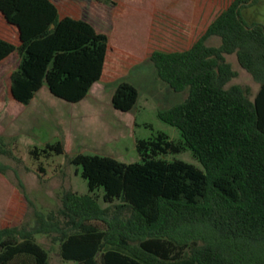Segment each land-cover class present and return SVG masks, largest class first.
I'll return each instance as SVG.
<instances>
[{
  "label": "trees",
  "instance_id": "obj_1",
  "mask_svg": "<svg viewBox=\"0 0 264 264\" xmlns=\"http://www.w3.org/2000/svg\"><path fill=\"white\" fill-rule=\"evenodd\" d=\"M256 3L232 0L189 49L151 53L158 78L174 92L189 91L157 112L178 135L158 131L137 140L135 163L76 155L72 164L81 167L90 195L65 191L62 206L35 210L33 223L24 222L33 202L19 180L18 207L0 227V264H50L38 235L50 236L62 259L77 264H264V25H248L241 15ZM0 16L18 34L19 45L0 37V63L21 57L12 75L16 102L30 104L46 85L78 103L101 80L109 37L85 19L63 15L52 0H0ZM212 37L219 46L208 45ZM233 54L259 84L253 100L248 88H227L238 75L226 60ZM139 96L123 81L113 106L130 112ZM186 152L195 163L166 158ZM64 153L61 140L29 152L40 163ZM0 154L12 152L0 144ZM8 170L0 161V174Z\"/></svg>",
  "mask_w": 264,
  "mask_h": 264
},
{
  "label": "rangeland",
  "instance_id": "obj_2",
  "mask_svg": "<svg viewBox=\"0 0 264 264\" xmlns=\"http://www.w3.org/2000/svg\"><path fill=\"white\" fill-rule=\"evenodd\" d=\"M52 1L63 15L83 18L98 33L106 34L111 53L116 55L122 51L129 56L127 58L131 59L130 56L134 55L132 58L140 60L137 63L123 61L119 73L122 78L115 82V85L119 81L118 85L123 81L134 83L137 87L140 96L133 110L116 112L125 119L133 115L139 126L121 130L118 143L108 145L107 151L100 153L124 163L140 162L137 140L150 138L158 131L166 132L172 137L178 135L176 129L158 119L157 112L183 102L189 91L174 92L158 78L157 69L148 57L154 50L175 52L189 49L205 32L210 21L226 9L232 0ZM241 15L248 25H264V0H257L254 6L244 8ZM0 37L19 45L17 31L1 16ZM220 43L218 37L208 40L210 46H219ZM226 60L238 74L227 88L234 85L248 88L253 100L259 91V84L239 65L235 54L227 55ZM20 63L18 53L0 63V144L12 152L11 156L0 154V161L9 166L5 175L0 174V227L4 223L6 212L18 207L19 180L24 183L25 192L33 202V207L29 208L24 219L27 224L33 223L35 210L44 213L57 211L62 206L65 191L73 190L79 195H90L87 182L81 177V167L72 164V159L81 153L79 143L62 122L67 115L64 107L75 110L76 113L80 104L55 97L46 85L30 104L16 102L11 95V84L12 75L19 69ZM111 89L112 87L105 86L107 93L112 92ZM70 117L73 116L70 114ZM58 140L64 144L63 155L53 154L49 158H42L41 163L30 156L29 152L33 147L44 148ZM91 143L90 138H83L82 152L95 150ZM166 158L195 163L189 152ZM98 204L102 208L109 206L102 200H98ZM115 210V205L109 206L111 215ZM129 214L127 210L124 212L125 217ZM37 240L49 252L50 264H77L75 261L62 259L59 243L52 242L50 236L38 235Z\"/></svg>",
  "mask_w": 264,
  "mask_h": 264
},
{
  "label": "crops",
  "instance_id": "obj_3",
  "mask_svg": "<svg viewBox=\"0 0 264 264\" xmlns=\"http://www.w3.org/2000/svg\"><path fill=\"white\" fill-rule=\"evenodd\" d=\"M127 57L129 56L122 51L114 55L109 51L108 46L106 63L101 80L92 86L90 93L82 101L78 102L80 107L76 110V113H74L75 110L72 111V109L64 107L67 115L63 118L62 122L65 124V127L71 130V136L77 139L81 153H92L110 157L100 152L107 151L108 145L118 143L121 130L136 126V120L133 115L128 119H125L124 116L120 117L117 114L118 112H116L117 109L113 106V95L120 81L116 85L115 82L122 78L119 73L122 70L123 61L140 62V60L132 58L134 55L130 56L131 59ZM148 60H150V56ZM105 86L112 87V92L107 93ZM69 110L75 115H72L73 113H70ZM70 114L73 117H70ZM85 137L90 138L95 150H85L82 152V139ZM170 264L187 263L179 262Z\"/></svg>",
  "mask_w": 264,
  "mask_h": 264
}]
</instances>
